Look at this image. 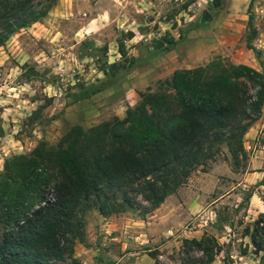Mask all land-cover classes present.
<instances>
[{"label":"rangeland","instance_id":"1","mask_svg":"<svg viewBox=\"0 0 264 264\" xmlns=\"http://www.w3.org/2000/svg\"><path fill=\"white\" fill-rule=\"evenodd\" d=\"M232 2L220 0L214 6L211 0H56L43 17L20 27L0 45V171L14 155L29 154L40 142L55 147L72 125L111 126L144 103L149 93L171 94L163 81L170 74L134 87L132 79L143 68L148 51L163 50L167 38H182L204 21V9L216 15ZM249 12L255 36L250 38L245 26L236 43L223 45L208 61L249 62L247 46L252 44L264 52V0H251ZM117 42L124 45L123 55ZM242 147L235 161L221 145L213 158L192 168L144 214L133 208L105 215L126 226L122 252H132L115 264H144L142 253L150 251H155L152 264H182L181 239L203 232H217L215 238L222 241L210 264H241L233 262L235 254L245 251L244 226L257 216L252 210L256 203L264 208V98L242 135ZM252 192L251 204L249 198L242 200ZM99 214L95 208L82 213L83 234L72 252L79 263L81 249L89 243V222ZM204 227L208 231L200 232ZM96 245L98 250L84 264H107L110 254H122L113 241L99 238ZM257 255L255 264H264V254Z\"/></svg>","mask_w":264,"mask_h":264},{"label":"trees","instance_id":"2","mask_svg":"<svg viewBox=\"0 0 264 264\" xmlns=\"http://www.w3.org/2000/svg\"><path fill=\"white\" fill-rule=\"evenodd\" d=\"M55 1L0 0V45L43 17ZM250 5L251 0L246 27L253 38ZM175 40L167 38L163 49ZM247 47L259 57L258 48ZM117 50L125 53L122 42ZM163 81L171 94L149 93L111 126L72 125L55 147L40 142L5 164L0 171V264H79L72 252L83 234L85 210L95 208L105 216L134 208L144 214L221 145L235 161L243 154L242 135L264 98V70L210 60L175 69ZM243 231L252 252L264 254V211ZM181 245L182 264H210L221 249L206 232L183 237ZM147 254L155 261V251Z\"/></svg>","mask_w":264,"mask_h":264},{"label":"crops","instance_id":"3","mask_svg":"<svg viewBox=\"0 0 264 264\" xmlns=\"http://www.w3.org/2000/svg\"><path fill=\"white\" fill-rule=\"evenodd\" d=\"M234 1V3H231L232 6H228L226 9H220L216 15H213V13L207 10L211 15L209 19L204 20L195 28L190 29L182 38H174L176 39L175 42L166 49L159 50L158 48H150L143 68L140 69L132 79L134 87L147 85L157 78L169 75L175 69L189 68L198 64H203L208 61L213 54L222 52L223 45H232L236 43L239 36L245 31L244 27L246 26L248 16V2L243 4V2L240 3V0ZM254 47L258 48L257 46ZM247 49L251 51V61L247 62L241 60L240 62L246 63L257 70H264V61L261 56V53L264 54V52L258 48L260 50V55L257 57L251 47H247ZM248 198L249 204H251L252 199H254L253 192L250 193ZM256 205L257 208L253 207V211L257 213L264 211L260 203H256ZM145 222L150 221L147 220ZM89 225L90 231L87 236L89 245L87 244L82 247L79 264L86 263L90 260L89 254L98 250L96 242H98L99 238L105 243L113 241L116 252H122L124 247H126V242L123 240L125 237V235H123V227L126 226L119 225L116 220L99 214V218H96L91 224L89 222ZM213 228H215V226H212L210 231H212ZM198 230L199 229H194L192 231L197 233ZM202 230L208 231V228L204 227L200 232ZM216 233L214 234L215 237L217 235ZM243 236L245 238L248 235L244 234ZM221 237H223V235H221ZM216 238L218 239V237ZM236 239H239V237ZM246 241L247 244H245L246 242L242 244L245 247V251L235 254L236 258L233 263L255 264V262H258L259 256L251 251L252 245L249 239ZM218 242L221 243L222 241L218 240ZM107 250H109V248ZM128 253L132 252H122L121 255L118 253L113 255L112 253L110 254V259L114 263H118L123 260L124 254ZM76 254L78 253L76 252ZM142 254L146 256L144 264H152L153 259L146 253ZM136 264H139L137 260Z\"/></svg>","mask_w":264,"mask_h":264},{"label":"water","instance_id":"4","mask_svg":"<svg viewBox=\"0 0 264 264\" xmlns=\"http://www.w3.org/2000/svg\"><path fill=\"white\" fill-rule=\"evenodd\" d=\"M210 16H211L210 13H209L207 10L204 9V10L202 11V14H201V19H202V20H207V19L210 18Z\"/></svg>","mask_w":264,"mask_h":264}]
</instances>
